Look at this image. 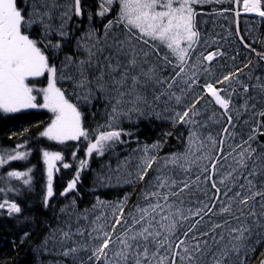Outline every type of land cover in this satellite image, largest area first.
Returning a JSON list of instances; mask_svg holds the SVG:
<instances>
[{
	"label": "snow or ice",
	"instance_id": "obj_1",
	"mask_svg": "<svg viewBox=\"0 0 264 264\" xmlns=\"http://www.w3.org/2000/svg\"><path fill=\"white\" fill-rule=\"evenodd\" d=\"M224 2L0 0V113L47 110L38 135L62 147L38 149L46 177L39 208L50 218L7 198L21 189L0 187V213L19 227L20 244L36 239L37 257L54 255L55 264H251L264 246V72L244 73L251 59L223 70L225 52L214 39L198 51L197 7ZM227 2L240 44L258 57L253 68L264 67V41L257 51L239 29L242 12L264 20V0ZM94 102L106 116L95 126L86 119L95 118ZM162 113L173 129L187 130L176 137L183 150L160 155L167 131L151 144L136 139L121 158L117 148L136 136L125 122ZM31 154L18 143L0 153V167ZM61 168L73 175L57 190ZM33 171H7L6 181L31 192ZM88 173L93 200L81 208ZM125 186L132 192L112 200L97 194Z\"/></svg>",
	"mask_w": 264,
	"mask_h": 264
},
{
	"label": "trees",
	"instance_id": "obj_2",
	"mask_svg": "<svg viewBox=\"0 0 264 264\" xmlns=\"http://www.w3.org/2000/svg\"><path fill=\"white\" fill-rule=\"evenodd\" d=\"M221 7L233 9V4L222 3L219 4ZM209 9L212 7L209 6ZM227 17V19H225ZM84 25H81L83 28ZM235 23H234V12H229L222 16H217L215 14H210L200 17L198 22V28L202 32L201 39L202 43L198 49L203 50L205 45L203 44L204 39H208L209 43L211 40H216L219 42L220 48L225 52V56L219 58V64L224 66L223 70L228 68L239 66L243 67V64L247 62L248 59L253 61V65L249 68L244 69V73H248L250 69L253 70L255 75H260L264 72V67H254L257 64L258 57L254 53L250 54L248 49H245L239 42L238 37L235 35ZM239 29L240 35L245 37V42L252 44L257 51L262 48L261 42L264 41V20H258L253 17L240 16L239 18ZM231 31V35L229 32ZM79 35V33H77ZM253 40L256 42L253 44ZM216 49V45L212 46V50ZM238 53V54H237ZM235 56V60L231 57ZM264 65V62H261ZM243 78V76H242ZM43 86V85H37ZM92 111L95 113V118L93 119L91 114L86 115L88 122L93 123H103L105 120L104 114V104L93 103ZM51 114L47 110H27L22 113L17 114H3L0 113V153L5 150H11L15 148L18 143L27 142L28 148L31 149L32 154L28 161L9 162L8 165L0 167V187H13L19 188L24 191V195L17 196L14 192L7 194V198L10 200H15L21 203L22 207L25 205L31 206V210L38 217L50 218L51 213L45 212L39 208V200L41 198V189L45 180L44 167L42 159L39 155L38 149L50 147L51 150H62L61 146L54 145L53 142H49L46 139L39 137V132L43 130L45 125L49 122ZM124 127L127 129L132 127V130L136 132V136L132 138V142L125 146H120L117 151L120 153L121 158L128 155L132 149H134L137 144L136 139H139L142 143L151 144L152 142L161 138L162 133L171 131L172 136L167 138V143L163 145L160 155H167L172 152L182 151L183 142L178 140L176 137L181 131L184 132V137L187 136V130L181 127L175 129L172 128L171 122L164 117L161 119H156L152 117L150 119H142L138 125L130 126L125 122ZM138 128V131H137ZM27 129V132L24 131ZM70 144L73 142H69ZM66 160L71 162L68 156L67 150H65ZM78 155H80L78 153ZM27 167H33L34 171L32 173L34 180V189L31 192H27L23 189L20 182L16 180L6 181V172L12 170L25 171ZM92 168H99V162L94 160L92 162ZM73 175L71 169L65 170L61 168L60 172L56 174L54 186L57 190H60L62 186L70 179ZM83 179V193L84 199L80 202V207H90V203L93 197L87 194V189L91 187V174H85L82 176ZM132 192L130 187H125L121 189H101L97 194L100 195L101 199L112 200L117 197H122L124 192ZM139 192V186H137L136 193L132 195V199L129 201V207L136 201V194ZM4 198V194L0 193V200ZM36 237L42 236V232L39 228L36 230ZM21 235L19 227L15 222L8 218L3 213H0V264H38V261H44L49 258H55L52 255L45 254L37 257L33 250V244L38 242L34 239L32 242H25L20 244L19 236ZM15 241V243H13ZM264 251V246H258L256 253L251 258V264H259L261 259H264L260 253Z\"/></svg>",
	"mask_w": 264,
	"mask_h": 264
},
{
	"label": "rangeland",
	"instance_id": "obj_3",
	"mask_svg": "<svg viewBox=\"0 0 264 264\" xmlns=\"http://www.w3.org/2000/svg\"><path fill=\"white\" fill-rule=\"evenodd\" d=\"M224 3H227V4H230L229 2H227V0H225V2ZM212 4H214V3H212ZM220 4H222V3H220ZM208 5H211V4H205V5H203L202 7H205V6H208ZM198 7H200V6H198ZM243 13V12H242ZM217 16H222V15H220V14H216ZM223 15H225V14H223ZM246 15H249V14H246ZM201 35H202V32H201ZM203 103V102H202ZM197 107H199V105H197ZM34 110H43V109H34ZM158 111H161V109H157ZM167 114L166 113H162V117L161 118H163V117H165ZM105 119H106V116H105ZM105 121V120H104ZM219 125H215V126H210V131H212V133H213V135H215L216 134V132L219 130ZM137 147V146H136ZM135 147V148H136ZM164 156V155H163ZM123 158V157H122ZM112 163H113V166H115V160L113 159V161H112ZM125 187H127V186H125ZM125 187H123V188H125ZM106 189H121V188H106ZM53 257H55V258H49V259H47V260H44L43 261V264H55V261L58 259V257H56V256H54V255H52Z\"/></svg>",
	"mask_w": 264,
	"mask_h": 264
},
{
	"label": "bare ground",
	"instance_id": "obj_4",
	"mask_svg": "<svg viewBox=\"0 0 264 264\" xmlns=\"http://www.w3.org/2000/svg\"><path fill=\"white\" fill-rule=\"evenodd\" d=\"M229 12H233V11H229Z\"/></svg>",
	"mask_w": 264,
	"mask_h": 264
}]
</instances>
